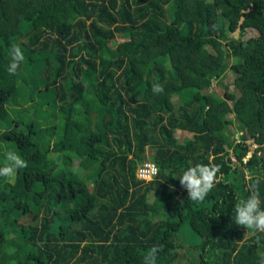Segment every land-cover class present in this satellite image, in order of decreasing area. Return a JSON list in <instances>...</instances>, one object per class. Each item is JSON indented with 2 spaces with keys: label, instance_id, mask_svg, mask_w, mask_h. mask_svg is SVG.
I'll return each instance as SVG.
<instances>
[{
  "label": "trees",
  "instance_id": "obj_1",
  "mask_svg": "<svg viewBox=\"0 0 264 264\" xmlns=\"http://www.w3.org/2000/svg\"><path fill=\"white\" fill-rule=\"evenodd\" d=\"M7 151L27 167L0 177V264H144L153 246L155 264H261L235 207L251 173L264 209V0H0V167ZM196 164L222 176L203 202L179 183Z\"/></svg>",
  "mask_w": 264,
  "mask_h": 264
},
{
  "label": "clouds",
  "instance_id": "obj_2",
  "mask_svg": "<svg viewBox=\"0 0 264 264\" xmlns=\"http://www.w3.org/2000/svg\"><path fill=\"white\" fill-rule=\"evenodd\" d=\"M23 60L24 56L22 52L19 48L14 46L11 49L9 73L13 75L16 74L19 64ZM153 90L160 92L163 89L161 85H154ZM26 167L27 162L16 152L7 151L5 153L4 166L0 167V177L8 178L9 182H14L17 170ZM151 171L154 176L158 174L159 169L153 164L151 166ZM218 173H220L219 165L196 164L183 172L179 179V183L182 187L186 188L187 196L190 200L194 202H203L209 192L220 183L222 176L218 175ZM246 178L252 181L250 184L252 194L248 199L242 201L235 207V224L251 229V235L255 236L258 232L264 233V209L261 208L259 194L261 177L256 176L253 179L251 173H246ZM149 179H151V177H149ZM159 251L160 248L157 246H153L149 249L144 257V264H155L156 255ZM261 264H264V257H261Z\"/></svg>",
  "mask_w": 264,
  "mask_h": 264
},
{
  "label": "rangeland",
  "instance_id": "obj_3",
  "mask_svg": "<svg viewBox=\"0 0 264 264\" xmlns=\"http://www.w3.org/2000/svg\"><path fill=\"white\" fill-rule=\"evenodd\" d=\"M239 32H240V29L239 30H235L234 32H231L230 35L233 36V34L238 33V38H239ZM256 34L257 33H256L255 30L248 29L244 33V35L242 36V38L243 39H247L249 36L256 35ZM219 47L221 49H223V44H220V45L218 44V51H219ZM209 50L212 51V52H214V50L212 48H210V47H209ZM229 61H231V60L229 59ZM225 82H229V83L232 82V75L230 73H227L226 74ZM210 91H215L216 93H218V95L220 94V86L218 85L217 82L214 81L212 83V85L210 87ZM172 99H173L174 102H178V96L177 95H173ZM241 107H242V109L244 108L243 106H241ZM226 108L228 109V111L224 112L225 113L224 114L225 117L230 118V119H233L234 116H235L236 106H233L232 103H231V101H229V100H222V103L219 104V107L216 109L215 113L217 115H219L221 112L225 111ZM234 126H235V124H234ZM234 126H232L231 128H232V130L234 129V131H235L236 128ZM174 135L178 139H180V140L182 138H186V137H190L191 136L190 133H188L186 131H181V130H176L174 132ZM238 135H239V133H237V135H236L237 138H238ZM46 137H47V135H46ZM51 139H52V135L50 136V140ZM246 142L247 143H250L251 142V139H248ZM50 147L54 148L55 145L51 143L50 144ZM250 147L252 149L251 151H253L255 145H251ZM4 150H6V149L4 148ZM251 151L246 155V159L245 160H249L251 158ZM151 153H152V149L147 148L146 149V154L147 155H150ZM32 166H35L36 169H37L38 162L37 163H33ZM82 166H85V161L84 160H82ZM152 198L153 197H151L150 200H152ZM183 230H184L183 232H185L183 236L185 238V242H186L187 245H194L197 242H199L198 236L194 232H192L188 226L184 227ZM188 258H190V256Z\"/></svg>",
  "mask_w": 264,
  "mask_h": 264
},
{
  "label": "built area",
  "instance_id": "obj_4",
  "mask_svg": "<svg viewBox=\"0 0 264 264\" xmlns=\"http://www.w3.org/2000/svg\"><path fill=\"white\" fill-rule=\"evenodd\" d=\"M232 160L235 161V158L232 157ZM153 164L157 167V165L153 161H150V160H146L140 163L136 169V177L144 181H149L153 179L156 176V175L154 176L152 175L151 166ZM149 177H151V179H149Z\"/></svg>",
  "mask_w": 264,
  "mask_h": 264
},
{
  "label": "water",
  "instance_id": "obj_5",
  "mask_svg": "<svg viewBox=\"0 0 264 264\" xmlns=\"http://www.w3.org/2000/svg\"><path fill=\"white\" fill-rule=\"evenodd\" d=\"M239 29H240V26L237 27V30H239ZM233 36L237 38L238 37V33L233 34Z\"/></svg>",
  "mask_w": 264,
  "mask_h": 264
}]
</instances>
